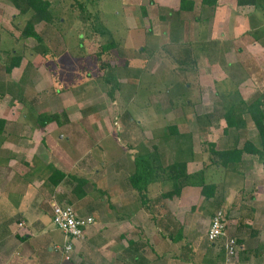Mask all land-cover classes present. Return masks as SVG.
Here are the masks:
<instances>
[{"label":"rangeland","instance_id":"rangeland-1","mask_svg":"<svg viewBox=\"0 0 264 264\" xmlns=\"http://www.w3.org/2000/svg\"><path fill=\"white\" fill-rule=\"evenodd\" d=\"M235 1L221 0L226 10L223 7L220 13L215 6L201 8L199 0H193L195 7L190 12L177 10L179 0H49L52 21L35 25L41 36L38 41L21 34L31 12L19 14L11 0H0L1 73L18 56L15 67L26 68L28 74L17 80L23 90L13 91L15 97L21 94L31 105L47 101L52 108L50 101L57 96L64 104V115H72L74 121L89 115L84 120L88 132L94 120L108 116L118 122L113 123L118 131L115 140L122 147H127L123 137L126 124L133 137L158 132L166 156L186 155L201 162L202 169L193 170L194 180L203 173L204 179L220 183L231 175L233 187L228 197L235 204L254 205L252 226L260 235L252 240L264 243L260 162L244 154L234 168L222 169L209 145L213 142L215 149L233 146V132H224L223 119L224 105L233 91L245 100L264 92V0L244 5ZM110 42L111 50H103ZM101 61L117 62L111 78V70L101 67ZM30 67L42 69L41 73L29 74ZM133 118L142 125H136ZM79 122L77 125L84 126ZM246 133L256 141L250 119ZM148 140L145 136L140 141L146 147ZM110 165L106 163L105 168ZM93 179L92 184L99 187L97 176ZM90 192L92 197L99 195L96 189ZM102 202L98 203L100 211ZM227 208L214 202L187 217L194 218L193 226L203 233L217 210L225 213L227 224ZM247 210L248 206L242 207L240 212ZM47 225L53 241L62 244L61 231L52 221Z\"/></svg>","mask_w":264,"mask_h":264},{"label":"crops","instance_id":"crops-1","mask_svg":"<svg viewBox=\"0 0 264 264\" xmlns=\"http://www.w3.org/2000/svg\"><path fill=\"white\" fill-rule=\"evenodd\" d=\"M216 1L214 6L220 13L223 7L226 10L221 0ZM37 69L30 67L29 74H36ZM26 70L15 67L8 73L3 67L1 73L0 68V264H264V243L252 240L260 235L252 226L256 208L253 204H235L228 197L233 187L231 175L220 183L204 179L215 185L208 199L199 185L189 183L181 184L179 194L165 195L174 188V172L164 169L167 165L184 163L186 174L192 175L193 170H199L196 168L202 169L201 162L186 155L166 156L160 149L158 132L153 130L145 134L149 143L143 146L140 140L145 136L135 133L133 137L128 124L123 132L127 147H122L115 140L118 131L113 123L118 122L108 116L94 120L89 132L84 121L89 115L74 121L68 114L65 122L61 116L59 122L41 126L38 114H58L64 111V104L57 96L50 101L52 108L47 101L31 105L21 94L15 97L13 91L23 90L17 80L28 74ZM133 119L142 125L140 119ZM121 151L124 153L115 158ZM140 153L152 154L153 169L152 181L142 192L129 181L135 172L134 159ZM244 154L250 155L243 153L242 160ZM167 158L171 161H165ZM106 163L111 165L105 168ZM220 166L227 170L235 167ZM55 170L66 176L58 181L61 176ZM96 176L99 187L92 184ZM75 177L87 183L81 188ZM91 189L99 195L92 197ZM214 202L228 206L229 213L223 237L209 243L206 232H198L193 226L195 219L187 215ZM56 203L72 204L78 215H90L95 220L82 238L73 240L70 260L64 258L61 248L64 234L61 232L62 244L48 234L47 223L52 221V205ZM246 206L247 212H240ZM226 231L239 243L233 258H228L224 249Z\"/></svg>","mask_w":264,"mask_h":264},{"label":"trees","instance_id":"trees-1","mask_svg":"<svg viewBox=\"0 0 264 264\" xmlns=\"http://www.w3.org/2000/svg\"><path fill=\"white\" fill-rule=\"evenodd\" d=\"M14 7L18 10L19 14H25L31 12L30 18L26 21L21 34L27 38H33L40 41L41 36L36 31L35 25L40 22L50 23L52 21V15L49 10L50 2L49 0H11ZM216 0H199L201 7L207 6L212 7L216 4ZM255 0H237L238 5L244 4H254ZM193 0H179V12H190L194 8ZM113 47V42L103 45V50H111ZM47 52V51H46ZM46 52L44 54H46ZM20 58L14 56L10 59L9 63L4 66L6 72H10L13 67L18 66ZM101 67L108 68L110 78L114 75V68H117L116 61L102 62ZM126 70V68H125ZM105 72V71H104ZM109 78L105 77L104 80L108 81ZM234 94L231 95L230 100L226 102L223 110V119L225 122L224 132H233V146L227 148L215 149V144L213 142L209 143L211 147V152L217 156L214 161H218L221 165L225 167L234 166L242 161V154L247 153L254 156L262 166V173L264 175V92L252 97L249 100H245L240 97L239 93L235 90ZM64 111L61 113H40L37 116V121L41 126H44L50 122H59L61 115H64ZM62 121H66L67 116L64 115ZM252 121L254 130L256 131V141H252L247 138L246 133L247 120ZM176 131L175 126L173 127ZM239 142H242L239 144ZM152 154L140 153L135 159V172L129 177L131 186L138 190L139 192L146 191L148 184L153 178V169L151 165ZM167 171L174 172V183L173 189L165 193L167 196H173L179 194L180 186L182 183H189L194 185H199L201 187V194L205 198H209L214 194L215 185L213 183H205L203 173L198 176L197 179H192V175H187L185 172V164L176 162L167 165ZM54 172V171H53ZM54 173L60 174L58 170ZM61 181L66 175L61 172ZM77 185L82 188L87 180L84 178H74Z\"/></svg>","mask_w":264,"mask_h":264},{"label":"built area","instance_id":"built-area-1","mask_svg":"<svg viewBox=\"0 0 264 264\" xmlns=\"http://www.w3.org/2000/svg\"><path fill=\"white\" fill-rule=\"evenodd\" d=\"M52 223L64 234L62 251L66 260L71 259L73 250V240L84 236L85 229L94 223V218L90 215L80 216L70 204L52 205ZM226 228L225 213L217 210L212 216L207 231L206 238L209 242L215 243L224 235ZM58 249V247H56ZM224 249L228 258H233L239 250V243L235 237H225Z\"/></svg>","mask_w":264,"mask_h":264}]
</instances>
